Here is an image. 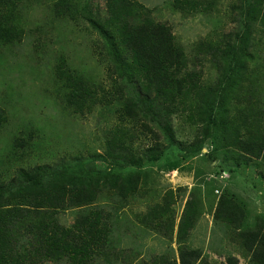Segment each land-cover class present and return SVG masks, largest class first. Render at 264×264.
Here are the masks:
<instances>
[{"label":"trees","instance_id":"16d2710c","mask_svg":"<svg viewBox=\"0 0 264 264\" xmlns=\"http://www.w3.org/2000/svg\"><path fill=\"white\" fill-rule=\"evenodd\" d=\"M25 1L0 0V47L22 41L25 30L18 11ZM242 3L246 30L233 42L223 46L205 39L197 44L200 53L213 54L219 60L220 78L215 85L204 83L202 71L190 67L171 25L156 21L140 0H106L104 19L89 12L90 26L102 38L98 58L110 74L111 90L103 88L100 93L99 86L65 69V60L56 72L62 100L74 113L90 112L100 103L120 106L123 125L112 130L105 153L97 154L98 160L109 162V168L88 169L78 159L76 163L21 168L10 180L0 175V264H98L100 259L113 264L112 212L96 202L105 191L125 199L140 190L144 168L178 144L173 125L178 114L203 125L187 156L202 153L209 137L217 147L220 141V148L238 154L235 159L239 163L264 155V127L250 125L246 119L242 123L247 132L243 133V126L229 117L228 103L233 96H240L242 88L237 85L247 76L245 57L249 56L252 27L257 22L264 27V0ZM201 5L199 0H174L175 8L185 12ZM80 7L75 0H56L54 13L78 21ZM256 113L252 107L249 115ZM7 120L0 107V128ZM128 122L142 125L144 132L152 134L154 144L137 154L135 134L124 127ZM178 164L175 161L172 167ZM68 209L79 212L70 226L60 220V213ZM245 212L238 202L223 195L215 217L241 228ZM175 214L170 204L157 203L138 215L140 224L170 239L176 237L180 244L178 258L162 254L139 264H204L202 250L186 244L200 216L198 201L194 196L187 201L178 223ZM240 236L252 254V264H264V224L242 229Z\"/></svg>","mask_w":264,"mask_h":264},{"label":"rangeland","instance_id":"374dc122","mask_svg":"<svg viewBox=\"0 0 264 264\" xmlns=\"http://www.w3.org/2000/svg\"><path fill=\"white\" fill-rule=\"evenodd\" d=\"M75 1L81 3L78 21L57 17L56 0H26L18 11L20 26L25 30L22 41L0 47V107L8 116L0 128V175L7 180L21 168L76 163L78 159L88 169L109 168V162L98 160L97 154L105 153L112 130L123 125L120 106L100 103L90 112L74 113L66 107L60 92L56 67L62 60L65 69L99 86L100 93L103 88L111 90L112 85L110 74L98 58L102 38L87 19L89 12L106 18V0ZM199 1L202 5L198 10L185 12L175 8L174 0H140L156 21L171 25L186 50L190 67L202 71L204 83L215 85L220 78L219 60L213 54L200 53L197 44L205 39L223 46L233 42L246 30L247 17L242 0ZM252 28L249 56L245 57L247 76L237 85L242 88L240 96H233L228 103L229 117L243 126V133L247 132L242 123L246 119L250 125L264 127V27L257 22ZM251 106L257 111L255 115H249ZM173 125L178 144L144 168L140 190L125 199L105 191L96 202L112 212L116 247L113 264H139L162 254L178 258L180 244L176 237L170 239L143 226L138 215L151 205L170 204L178 223L193 196L200 216L186 244L202 250L204 264H252V254L244 246L240 231L264 224V155L239 163L235 159L238 154L220 148V141L217 147L209 137L202 153L187 156L203 125L183 114L174 117ZM124 127L135 134L137 154L154 144L152 134L144 132L142 125L128 122ZM175 161L179 162L177 168L172 167ZM223 195L245 209L241 228L215 217ZM78 214L77 209H68L60 213V220L70 226ZM98 264L107 262L100 259Z\"/></svg>","mask_w":264,"mask_h":264}]
</instances>
